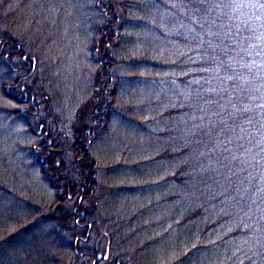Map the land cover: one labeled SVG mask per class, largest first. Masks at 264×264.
<instances>
[{
	"label": "rangeland",
	"instance_id": "obj_1",
	"mask_svg": "<svg viewBox=\"0 0 264 264\" xmlns=\"http://www.w3.org/2000/svg\"><path fill=\"white\" fill-rule=\"evenodd\" d=\"M115 1L116 37L104 60L96 43L104 23L98 0H0V27L36 57L34 72L19 86L32 84L41 116L62 143L70 145L74 128L90 115L102 59L114 75L105 125L91 141L95 188L83 203L92 211L87 218L106 234L96 247L114 236L116 261L123 264H250L237 259L229 230H206L198 218L186 221L191 207L179 196L178 181L168 180L177 164L158 157L166 143L159 134L168 126L162 115L179 102L172 95L182 93L175 78L184 73L174 66L180 45L169 38L180 24L166 16L170 0ZM22 73L0 58V264H70L76 260L69 244L54 240L49 229L60 197L33 147L45 128L36 116L35 131L21 119L20 109L31 104L21 102L24 89L19 100L6 94ZM66 153L70 160L71 147ZM79 215L83 210L77 209L76 220ZM83 258L76 263L93 264L94 258Z\"/></svg>",
	"mask_w": 264,
	"mask_h": 264
},
{
	"label": "trees",
	"instance_id": "obj_2",
	"mask_svg": "<svg viewBox=\"0 0 264 264\" xmlns=\"http://www.w3.org/2000/svg\"><path fill=\"white\" fill-rule=\"evenodd\" d=\"M98 7L104 23L97 50L102 51L100 59L106 60L119 15L114 11L115 0H98ZM168 7L166 16H174L180 24L169 34L180 45L174 66H181L184 73L175 76L182 93L172 97L179 102L162 115L168 126L159 134L166 143L158 157L177 164L168 180L178 181L179 196L191 207L186 221L198 218L206 230H229L226 239L233 243L237 259L264 264V0H170ZM0 52L7 56L2 61L9 70L25 68L22 75L14 76L15 82L31 77L36 57L27 54L17 37L1 27ZM104 60L90 115L74 128L70 145L62 143V137L54 135L50 119L41 116V101L32 84L22 86L31 104L20 109L21 119L35 131L32 116H36L39 126L45 128V137L33 147L50 165L52 176L39 159L44 177L60 197L49 214V229L54 240L69 244L77 263L85 260L76 254L79 250L103 255L112 251L115 256L102 264H112L118 253L113 240L110 242L114 236L96 247L106 234L95 219L87 218L92 211L87 212L83 204L91 199L96 183L91 141L105 125L107 96L114 88V75L106 71ZM6 94L14 96L9 90ZM36 147L45 151L39 153ZM70 147L69 160L66 151ZM77 209L85 213L78 220ZM95 216L100 221L98 212ZM64 231L72 242L63 238ZM81 237L85 239L78 241Z\"/></svg>",
	"mask_w": 264,
	"mask_h": 264
},
{
	"label": "flooded vegetation",
	"instance_id": "obj_3",
	"mask_svg": "<svg viewBox=\"0 0 264 264\" xmlns=\"http://www.w3.org/2000/svg\"><path fill=\"white\" fill-rule=\"evenodd\" d=\"M20 49V48H19ZM6 58L7 56L4 55V54H1L0 52V58ZM23 59H25V57L23 56ZM22 70H24L25 68L22 67L21 68ZM19 70V69H18ZM19 83L20 82H13V83H10L8 85V90L11 91V94L14 95V96H19L20 95V92L23 91V87H20L19 86ZM18 88H19V93H18ZM13 96V97H14ZM20 97V96H19ZM28 100V97L27 98H23V101L26 102ZM27 103V102H26ZM36 150L41 153L42 151H45L43 150L42 148L40 147H36ZM42 163H45L44 166H45V171L48 173L49 176H52V172L51 170L49 169L50 168V165L49 164H46V158L43 157L42 158ZM83 240L85 239V237H81ZM80 238V239H81ZM78 239V241L80 240ZM101 253V252H100ZM76 254H78L79 256L81 257H86L87 259H91V258H94L92 260L93 264H97V262H99L100 260H104L105 257L103 256L101 259H96L97 258V253L94 251V250H89V249H84V250H79V251H76ZM110 258V253L108 252V257L106 259H109ZM114 264H123L122 262L120 261H114Z\"/></svg>",
	"mask_w": 264,
	"mask_h": 264
},
{
	"label": "water",
	"instance_id": "obj_4",
	"mask_svg": "<svg viewBox=\"0 0 264 264\" xmlns=\"http://www.w3.org/2000/svg\"><path fill=\"white\" fill-rule=\"evenodd\" d=\"M103 256L105 258H107L108 257V254L103 255L102 253H97V258L96 259H101Z\"/></svg>",
	"mask_w": 264,
	"mask_h": 264
}]
</instances>
